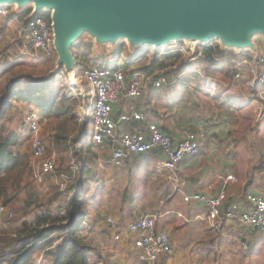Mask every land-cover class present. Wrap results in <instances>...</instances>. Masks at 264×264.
<instances>
[{"label":"crops","instance_id":"1","mask_svg":"<svg viewBox=\"0 0 264 264\" xmlns=\"http://www.w3.org/2000/svg\"><path fill=\"white\" fill-rule=\"evenodd\" d=\"M8 6L11 14L7 17L0 16V38H7L6 42L12 44L13 42H10L14 40L12 29L19 34L18 27L21 26V20L29 16L32 5H26L21 10H18L15 4ZM28 9L30 11L26 14ZM91 42L92 40L88 39L90 45ZM116 48L114 53L107 50L110 53L105 55L107 56L103 60L105 64L108 65L109 61H116L122 57L132 55L137 57L146 53L151 47H145L139 52L120 51ZM224 51L225 55L229 54L228 51H232L234 54L230 56L239 53L228 49ZM245 51L247 50L241 52ZM151 52L154 55L152 64L142 61L139 67L148 73L164 74L169 81L160 88H154L149 84L139 99L121 98L112 108V117L116 121L115 134L144 130L147 123H155L173 141H179L185 130L193 129L198 123L203 122L207 137L202 142L199 152L195 156L185 158L175 171L163 168L165 155L158 150L132 154L121 165L114 166L111 161L112 146L108 142L107 145L98 146L90 139L91 143L87 148L90 150L95 148L97 151L91 152L86 149L85 130L87 128L90 130V125L88 120L81 121L76 115L82 126V136H78L81 139L79 147L82 150L76 151V157L81 161V165L74 167V170L70 167L65 172V176L71 178L69 182H75L77 191L82 190L84 205L80 211L84 215L77 216L75 222L79 226L78 235L90 246L88 264H264L263 233L250 226H242L224 219L211 223L206 217V209L202 204L184 202L182 199L185 194L198 192L215 195L223 189L228 201L235 203L241 210L245 208L249 194L264 198L263 147L259 150L252 144L250 157H247L248 163L241 168L240 153L236 150L238 138L234 131L237 116L232 121L227 114L232 110L222 104L215 107L216 102L221 103L216 99L222 97L229 101L232 97L228 94L229 90L238 87L235 90L238 94L244 95L245 101L250 103L257 116L255 121L263 123L264 96L261 97L259 92L264 89V85L259 84L254 88L246 85L248 81L246 71L243 72L245 74L240 81H234L235 68L215 60L216 63L211 69L216 66L212 71L220 78L218 80L216 77L215 80L220 84H216L218 90L212 94L203 84L201 85L200 73L203 70H200L197 64H201L202 59L195 62L183 60L177 66L171 63L175 60L179 61L181 53L160 56L158 50L153 48ZM248 52L254 56L250 51ZM103 53L106 54L105 51ZM240 58H248V56L246 54ZM52 69L54 70L55 66ZM227 76L230 77L228 80H226ZM55 77L63 81L65 76L61 68L55 71ZM73 79L83 81V78L73 77ZM196 79L201 86L190 83L191 80L196 81ZM229 81L234 84H230ZM226 82L231 87L220 86L225 85ZM203 94L211 99L213 108L204 104ZM237 96L240 100L241 97ZM14 105L15 103L12 104L5 119L7 124L12 121ZM128 106L143 112L146 121H120L119 117ZM208 106H210L209 102ZM232 107L236 106L233 104ZM37 114L44 119L40 112ZM19 131L22 134L27 131L22 122ZM41 136L45 139L43 135ZM229 175L235 177L237 181L225 182L226 176ZM65 176L63 175V178ZM57 188L56 186L55 189ZM47 189L46 185L42 186L40 196L49 195ZM40 204L41 212L46 209L54 212L52 211L54 209L55 213H64L63 198L61 200L56 197L50 200L48 198L46 202ZM139 213L157 216L156 227L165 230L169 235L174 250L171 257H162L155 263L142 261V252L133 243L134 235L126 228ZM105 216H111L117 228H110L105 222ZM33 219L27 221L31 222ZM69 228L73 227L70 225ZM115 234L120 235V240L113 239Z\"/></svg>","mask_w":264,"mask_h":264},{"label":"built area","instance_id":"2","mask_svg":"<svg viewBox=\"0 0 264 264\" xmlns=\"http://www.w3.org/2000/svg\"><path fill=\"white\" fill-rule=\"evenodd\" d=\"M10 10L8 5H1L0 16H9ZM22 29L26 34L27 45L42 58L55 63L57 55L53 47V32L49 17L41 15L40 12L27 17ZM210 46L212 47V42L196 45L194 50H191L193 57L189 61L203 60L205 58L203 48ZM187 49L184 43L177 42L157 50L158 55L165 56L171 53L182 52L184 54ZM152 53L146 52L137 57L136 55L122 57L116 61H109L108 65L106 63L103 66L89 67L83 71V81L65 82V95L81 101L77 108L79 119L88 120L92 143L102 146L107 145L108 142L112 146L111 161L114 166L121 165L132 154L158 150L165 155L163 168L175 171L185 158L195 156L199 152L202 142L207 137L203 122L198 123L193 129L185 130L179 141H173L155 123H147L144 130L123 131L118 135L115 134L116 121L112 117V108L121 98L139 99L149 84L154 88H160L169 81L164 74L148 73L139 67L142 61L152 64ZM212 56L214 60L227 63L230 68H235L234 81H240L245 74L243 72L246 71L248 75L246 85L251 88L259 84L264 85L263 53L257 56L252 55L250 58L215 54ZM51 73L55 75L54 70ZM200 80L210 93L217 92L218 84L216 81L217 85L214 83L211 74L200 73ZM84 81L88 91L84 89ZM259 95L264 96V89L259 92ZM40 119L41 116L35 112L26 113L23 115L22 124L31 135L30 161L38 164L40 175H48L56 169V162L52 157H45V142L39 135ZM146 119L145 114L137 111L133 106H128L119 117L120 121H146ZM63 179L66 184L71 178L65 176ZM228 181L236 182L237 179L229 175L225 178V182ZM61 186L63 187L64 184ZM182 199L184 202L202 204L206 209V217L211 223L224 219L242 226H250L264 234V198L262 196L249 194L246 198V206L241 210L236 207L235 203L228 201L223 189L215 195L198 192L185 194ZM5 214L6 208L0 205V218ZM156 220L155 214L139 213L126 227L128 232L134 235L133 243L137 249L141 250L142 261L147 263H155L162 257H171L174 252L168 233L156 227ZM105 222L110 228H117L111 216H105ZM113 239L120 240V235L115 234ZM243 247L246 246L243 245Z\"/></svg>","mask_w":264,"mask_h":264},{"label":"water","instance_id":"3","mask_svg":"<svg viewBox=\"0 0 264 264\" xmlns=\"http://www.w3.org/2000/svg\"><path fill=\"white\" fill-rule=\"evenodd\" d=\"M18 10L32 5L31 17L49 12L54 72L64 67L72 78L71 48L82 37L99 51L126 41L134 52L181 42L192 45L217 40L228 50L256 53L254 37L264 35V0H0Z\"/></svg>","mask_w":264,"mask_h":264},{"label":"rangeland","instance_id":"4","mask_svg":"<svg viewBox=\"0 0 264 264\" xmlns=\"http://www.w3.org/2000/svg\"><path fill=\"white\" fill-rule=\"evenodd\" d=\"M24 21H26V17L21 20V26L24 27ZM21 26L18 27L19 34L16 30L12 29L14 33V40L10 41L13 42L12 44H8L7 38H0V94L4 91L6 88V82L8 83L13 74H19L23 79L22 81L29 80V78H38V77H45L47 78L49 82L50 88H53V92H57L58 94H61L62 92L65 93L66 90V84L65 82L69 81H74V79L71 77L73 75H70L69 72L64 70V67L61 66V70L64 72V79L63 81H60L57 77H53L54 74L51 72L53 71V67L55 66L52 61L46 60L42 58L36 51L31 49L26 42L25 36L26 34H23V30ZM12 33V36H13ZM11 35V34H10ZM92 40L91 38L84 36L82 37L78 42L74 43L71 51L73 54V57L75 59V65H74V70L73 74L75 72V76L77 78H83V71L85 69H88L90 65L98 66V65H104L105 62L103 61L104 58H106L107 54L110 52H106L104 54L102 51H99L92 40L91 45L88 43V39ZM212 42V47L217 46L219 50H227L224 47L220 45V43L217 40L211 41ZM254 43L256 46V53L254 56H257L259 53L264 54V35H256L254 37ZM14 44V45H13ZM185 45V44H184ZM188 49L186 53H182L181 58L179 61L175 60L172 64H176L179 66L181 61L183 60H189L193 56L192 54V45H185ZM120 47L121 50L128 51L130 48L128 47L126 41H121L118 43V45H115L114 47H110L109 51H112L114 53L115 48ZM118 49V50H119ZM142 49L136 51L139 52ZM147 52H151V48H148ZM248 51H245L246 53ZM75 54H77L76 57ZM112 54V53H111ZM195 55V54H193ZM152 59H154V55H151ZM82 58V59H81ZM79 59L82 62V64H77L76 60ZM89 60V66L87 63H85L84 60ZM57 60V57L55 61ZM173 60V59H172ZM207 59L204 58L202 60L201 64H197L200 66V70H203L201 73H210L214 83L216 84L215 80H217L216 77L218 75H215L214 72L211 69L215 63L213 62H208L206 61ZM98 64V65H96ZM15 66V69L10 71L7 75H3L2 73L6 68L9 66ZM176 66V67H177ZM165 71V70H164ZM197 75V73H196ZM230 77L227 76L226 80H228ZM220 78L218 77V80ZM224 79V78H223ZM202 82V81H201ZM191 84H196L198 86L201 85L198 83V80L196 81L191 80ZM230 84L231 83L229 81ZM225 83V85H220V86H226L227 88L231 87L230 84ZM220 84V83H218ZM23 85V84H21ZM84 89L85 91H88V88H86V82H83ZM238 87H235L233 90H229L228 94L231 95V99L229 101L224 100L222 97L216 99V101H219L221 103H215V107L219 105H225L229 110H232L230 113H227L228 116L232 119L235 118L236 116V124L234 127L235 131V136L238 138L236 140V150L239 151L240 153V166L241 168L244 167L248 163L247 157H250V148L251 145L254 144L257 149H262V152L264 151V122L263 123H258L255 120L257 119V116L255 112H253L252 107L250 106V103L245 101V98L243 97L244 95L238 94L237 89ZM226 94V95H228ZM239 95L241 99L239 100ZM217 96V95H215ZM203 101L204 104L209 107L213 108L211 106V99L203 94ZM205 97V98H204ZM70 99L74 100L73 106L75 108V115H77V108L80 106L81 101L79 99L71 98ZM207 98V99H206ZM247 99V98H246ZM210 100V101H209ZM208 102L210 103V106H208ZM227 102V103H226ZM14 115L12 116V121L7 124L4 122V124L7 127V130L10 132H18L17 136L19 138V143L16 147L15 150H18V152L22 155L27 156V164L26 166L24 165V174L21 180V186L19 188H16L15 185H12V182H9L8 185V192L7 194L9 196H12V199L10 200V203L8 205H3L2 201H0V205H3L6 208V214L3 216L4 219L0 222V245L2 239H5L6 237H10L12 233H15L19 228L20 225L25 221L29 220L36 213L41 212V204L38 205H32L29 207L26 206V200L29 197L28 195L31 193L39 198V202H46L49 198H60L62 199L61 196L57 195L60 193L58 190H56V186L60 189L65 187L68 183L65 184V180H63V175L65 176V172L70 168V167H77L81 165V161L75 156V152L77 150H82L79 147V137L82 136L81 132V125L79 121L77 120V117L75 118L76 121L70 122V129H69V137H68V144L67 148L63 145H59L54 141L52 138L53 131L55 130V126H57V123L59 122L58 120H55L53 118H42L39 120V125H40V130H39V135L42 138L41 135L44 136L45 139V146H46V151H45V157H52L55 159L56 162V169L54 172L50 175H40L39 174V168L37 163H32L29 159V154H30V142H31V135L26 133L22 134L19 133V129L21 128V122H22V117L26 112L30 111H38L34 105H29L24 101H17L14 102ZM13 103V104H14ZM233 104L236 107H232ZM232 108V109H231ZM234 108H239V109H234ZM9 111V109H8ZM39 112V111H38ZM37 112V113H38ZM255 116V117H254ZM86 117V116H85ZM256 122V123H255ZM22 130V129H21ZM86 142L85 146L86 149L89 148V144L91 143L90 141V130L87 128L86 130ZM248 131V132H247ZM25 132V131H24ZM19 134V135H18ZM78 141V142H77ZM77 143V144H75ZM237 145L239 147H237ZM88 147V148H87ZM84 149V148H83ZM90 150V149H88ZM249 150V153H248ZM91 152H96L97 150L95 148H91ZM258 160V159H257ZM258 162V161H257ZM61 184H64L62 187ZM47 186L48 187V192L49 195H41L42 191V186ZM38 210V211H37ZM52 211L55 212L54 209ZM58 212V211H57ZM36 264H52L51 259L44 255L43 252H40L37 254V261Z\"/></svg>","mask_w":264,"mask_h":264},{"label":"trees","instance_id":"5","mask_svg":"<svg viewBox=\"0 0 264 264\" xmlns=\"http://www.w3.org/2000/svg\"><path fill=\"white\" fill-rule=\"evenodd\" d=\"M29 11L30 9L26 11V14ZM40 14L49 17L48 11H41ZM203 52L206 61H214V63L216 62L213 54L225 55V51L219 50L217 46L204 47ZM228 52L229 54L226 55L234 54L232 51ZM246 54L248 58L252 56L249 52ZM246 54L239 52L235 55L240 58ZM75 56L79 57L77 54ZM84 61L89 66L90 61ZM76 62L82 64L83 61L77 59ZM14 69L15 66L11 65L2 74L7 75ZM22 79L19 74H13L9 82H6V88L0 94V201L3 205H8L14 196L7 194L9 182L11 181L16 188L21 186L25 171L24 165L26 166L28 162L26 155L15 150L19 143L17 134L8 131L4 124L12 104L24 101L29 105H34L44 118L58 120L51 136L56 143L66 148L69 142L70 122L76 121L74 100L67 97L64 92L61 94L53 92L47 78H29L26 81H22ZM75 156H77V152H75ZM57 190L60 192L57 195L64 199V213H55L46 209L44 212L36 213L32 217L33 221L25 220L9 238L2 239L0 264H36L37 254L40 252L48 256L52 264H88L87 257L90 246L83 237L78 235L79 226L75 222L77 216L84 215L80 211L84 205L81 196L82 190L77 191L73 181L65 185L63 189L57 188ZM28 196L27 207H30L31 204L37 205V207L40 205L41 202L37 196L31 193ZM3 216L0 218V222L4 219ZM70 225L73 228H69Z\"/></svg>","mask_w":264,"mask_h":264}]
</instances>
